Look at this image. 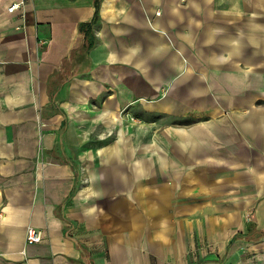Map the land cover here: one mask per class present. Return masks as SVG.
I'll list each match as a JSON object with an SVG mask.
<instances>
[{
    "label": "crops",
    "instance_id": "obj_1",
    "mask_svg": "<svg viewBox=\"0 0 264 264\" xmlns=\"http://www.w3.org/2000/svg\"><path fill=\"white\" fill-rule=\"evenodd\" d=\"M0 264H264V0H0Z\"/></svg>",
    "mask_w": 264,
    "mask_h": 264
},
{
    "label": "built area",
    "instance_id": "obj_2",
    "mask_svg": "<svg viewBox=\"0 0 264 264\" xmlns=\"http://www.w3.org/2000/svg\"><path fill=\"white\" fill-rule=\"evenodd\" d=\"M21 4H13L10 8L9 11L12 12L16 9L19 8ZM42 240V234L41 231L33 228V227H28L26 231V241L27 243H39Z\"/></svg>",
    "mask_w": 264,
    "mask_h": 264
}]
</instances>
